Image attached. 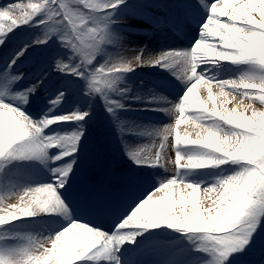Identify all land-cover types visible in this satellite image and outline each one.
<instances>
[{
	"label": "rangeland",
	"instance_id": "374dc122",
	"mask_svg": "<svg viewBox=\"0 0 264 264\" xmlns=\"http://www.w3.org/2000/svg\"><path fill=\"white\" fill-rule=\"evenodd\" d=\"M168 1L122 0L115 8L103 9L105 3H114L115 0H31L30 14H39L28 24L7 33V38L0 45L2 49L5 43H11L17 38L20 41L14 48L16 51L24 45H32L22 63L21 72L7 75L0 80V103L17 107L33 121L37 120L36 114L39 119L48 118L39 114L38 109L41 104L49 103L47 108L51 105L55 108L54 119L68 124L75 122V131L49 135L54 148L61 147L64 153H77L75 161L71 164L73 168L68 172L72 177L71 183H79L77 187H85L88 191L90 188L84 180L91 178L89 173L103 174V167L100 169L99 165L103 160L112 162L108 163L110 170L119 171L124 168L121 174L127 175L128 179L136 172L137 176L132 180L133 186H145L134 201L131 212L160 183V195L164 200L171 202V208L167 212L154 207L140 209L122 226L125 230H120L118 226L130 215V211L115 222L109 231L94 221L85 223L82 226L86 228L89 226L106 234L119 232V235L110 240H94L91 236L87 237L89 242L91 239V248L96 249L101 259L76 262L78 258H82L79 256L82 249L79 248L78 242L85 236L76 233L78 231L73 232L70 236L74 242L70 244L66 240L60 249L63 253L71 247V256L56 257L53 252L51 256L56 257V264H117V259L124 254L128 255L132 264H157L163 259L165 262L167 259L170 264H217L220 260V264H264V215L259 219L252 216L248 223L243 225L246 231H250L251 226L258 220L253 234L255 242L250 248L244 253H230L236 246L233 241L240 239L239 236L233 235L238 232L240 217L233 218L236 203L234 198L224 197L223 188L216 185L218 180L234 176L246 167L257 174L252 177V188L247 195L260 201L259 195L254 193H259L262 186L258 161L264 156V136L260 135L261 131H264V86L241 81L240 78L264 76V68L252 63L245 65L233 61L253 58L256 62L264 63V16L259 8L260 4H264V0H235L225 8L227 18L223 17L221 22L225 21L226 27L231 28V31L225 43L228 50L223 52L222 56L230 55L234 81L241 86L242 94L238 98L242 101V108L227 126L216 129L222 139L220 145L215 148V153L210 156L197 153L196 159L191 157V164V149L183 144L173 145L164 137H137L139 131L131 128L132 115L124 113L126 106L132 105L131 102L138 100L139 95H142L143 86L134 73L141 64V53L149 40L147 31L152 29L151 22L160 18L156 16L161 10L158 5ZM0 2H3L0 3L2 8L10 3H27L29 0ZM164 15L162 14V17ZM104 36L105 39L101 40ZM38 39L41 43L46 40V43L36 44ZM79 55L84 58V64L88 60H91V63L87 68L82 64L84 73L74 75L70 72L75 70L69 68L65 62L72 57V65H78L81 63ZM137 56L140 57V62L136 61ZM57 61L61 70L68 71L67 73L56 71ZM127 61L133 65L129 71H118L114 67ZM104 66V69L95 72ZM33 67H36L33 75H27L24 80L17 79L28 68ZM51 74H58L54 78L56 83L59 85L58 82H62L65 85L61 89L62 97L56 98L60 92H52L50 85L46 87L47 78ZM65 100L68 104H65ZM2 107L0 105V109ZM76 113L87 115L82 121L57 119ZM89 113L91 116L87 117ZM178 120H181V115H174L169 124ZM3 132L5 128L0 129V152L5 151L6 136ZM49 132L52 131L43 129L44 137L39 139L32 149H43V140L48 138ZM236 133L242 135H233ZM73 136L79 137L74 146ZM245 137L249 139L245 141ZM242 142L248 147L241 148ZM140 149L143 150L138 157L141 161H138L132 154ZM44 152L46 154L47 151ZM232 153L237 155L234 157ZM38 159L40 158H20L15 155L0 158V223L4 224L0 225V264H24L30 256L38 257L46 248L55 249L54 237L71 223H80L74 217L66 222L52 218L51 208L40 211L46 197L29 202V210L36 209L38 214L22 217L21 210L28 206L20 204L19 197L31 187L40 184L38 180L24 175V171ZM193 166L201 168L194 169ZM86 171L89 172L88 175L83 174ZM193 171L197 173L196 176L186 180L185 175H191ZM104 178L101 182H104ZM164 182L170 185L168 189H165ZM186 183L194 186L193 194H187L180 199H174L173 194L171 197L164 196L165 190L172 192L173 185ZM199 186L205 187L206 190L212 189V194L204 198ZM91 200L93 203L97 202V198L91 197ZM261 204L262 202L257 203L254 210ZM12 212L21 217L6 223L5 214ZM149 223L156 227L148 228ZM127 236H132V239L124 241ZM230 236L231 241L228 240ZM109 244L115 250L116 259H112L113 253H109L107 258L103 257ZM172 249L177 250L165 256ZM225 254H229V257L222 260ZM49 264H52L51 257Z\"/></svg>",
	"mask_w": 264,
	"mask_h": 264
},
{
	"label": "bare ground",
	"instance_id": "6f19581e",
	"mask_svg": "<svg viewBox=\"0 0 264 264\" xmlns=\"http://www.w3.org/2000/svg\"><path fill=\"white\" fill-rule=\"evenodd\" d=\"M170 1L172 4L174 1V4H176L178 8L180 7L178 9L180 13H178L174 7H171L169 3H162L158 5L161 7V11L156 13V16L159 18L162 16V13H164L166 19L168 18L169 20L175 13L181 16L182 6H189L192 14L196 16V25L192 31L191 37L187 40L189 43L187 46H184L183 39L185 36L181 38H172L170 36L169 31H166V25L171 22L167 20L164 21L163 18L153 21L152 29L147 31L149 40L146 42V46L141 53V64L138 67L139 69L134 73L136 77H139L138 80L141 81V85L143 86L142 95H139L138 100L131 102L132 105L129 107L126 106L127 109L124 110V113L132 115L130 117L132 118L131 128L139 131L137 137L146 138L152 135L159 138L163 137L161 133L166 132V140L173 145L183 144L187 146L188 149H191L190 157L196 159L197 153H202L203 156H210L212 153H215V148L217 145H220L219 142L222 139L221 135L216 132V129L227 126L228 122L234 119L233 116L241 111L242 101L239 100L238 96H240L242 92L240 90V84L234 81L233 72L229 70L225 61L226 59H230V55L222 56V53L228 50L225 43L227 42L228 35H230L231 28L226 27L225 21L221 22L223 17H220L218 11L212 13V16H210L209 21L205 25V30L212 28L219 35L217 36L213 35L211 32H207L208 39L199 41L201 39L203 25L209 16L210 4L216 2V0H207L203 2L202 0H193L192 2H189L190 0ZM234 1L235 0H223L224 13L226 6ZM259 6L262 16H264V4H260ZM213 7L215 8V6ZM224 17L227 18L226 14ZM190 33L191 32H189V35ZM5 35L7 37V34ZM196 42L203 43L205 48L193 49L194 55L191 57V64L188 66L187 72V76L193 78L192 81L181 78V76L183 77V68L181 64H176L168 68L163 66V62L161 64L147 62L152 58L159 57L162 53L190 51ZM9 44L10 43H5L3 50L9 46ZM208 52H211L212 55L209 56ZM20 61H22V59ZM204 66L208 67L209 71L215 72L219 78H224V80L220 81L219 84L214 82L212 75L208 77L205 75L208 70H206L205 73L200 72ZM197 68L198 72L196 71ZM154 72H161L160 76L155 75ZM54 75L55 74H51L47 80L51 86L52 92H60V94L58 93L59 96L56 97L59 98L62 97L61 89L65 85H63L62 82H58L60 83L58 85L54 79L57 75ZM190 86L193 88V98L182 100L187 88ZM56 93L54 94L56 95ZM198 99L202 100V103H197L196 101ZM178 104L182 105V108H177ZM54 110L55 108L52 106H50V108L46 107L42 115L48 118L52 117L54 116ZM0 114V129H4L2 112H0ZM174 115H181V120L175 123L170 122L169 124V121ZM36 119V121H41L45 118L39 119V117L36 116ZM193 128L196 129L195 132L191 131ZM191 141L197 142L193 143ZM62 151L63 148L57 147L54 148V152L49 154L46 153L44 158H40L37 162L29 165L28 169L24 171V175L40 182V184L31 187L30 190L46 185H51L56 189L57 196L61 199L67 214H65L64 211H53L51 217L66 222L70 219V213L73 212V208L77 205V201L75 205L72 201L68 200L67 202L65 195L67 194L68 188L71 186L69 182V173L64 183L61 185L60 179L62 177L59 172L68 164H73L76 158H71L73 154L70 152L64 153ZM67 154L69 155L65 156ZM58 156L60 159H56ZM192 168L198 169L201 167L193 166ZM196 174L197 173L194 171L191 175L186 174L185 179L191 180ZM203 174H205L204 170ZM51 178H53V180H51ZM57 184L60 191L57 188ZM197 184H199V181H197ZM173 190L174 187L171 188L173 198L180 199L175 193V190ZM188 194H193V191ZM43 197H46V195ZM124 200L125 199H123V201ZM112 227L113 224L108 226V228H106L107 231L112 229ZM73 232L81 233L82 236H91L94 240L95 238L100 240L109 239L106 235H101L100 232L82 225H78L74 228ZM92 243L94 242L92 241Z\"/></svg>",
	"mask_w": 264,
	"mask_h": 264
},
{
	"label": "snow or ice",
	"instance_id": "6c2138e0",
	"mask_svg": "<svg viewBox=\"0 0 264 264\" xmlns=\"http://www.w3.org/2000/svg\"><path fill=\"white\" fill-rule=\"evenodd\" d=\"M203 2V0H202ZM105 3V2H104ZM120 3H122V0H115L114 3H105L106 6L103 9H110L117 7ZM30 4L31 0L27 3H10L2 8H0V37L3 39H0V44L4 43V40L7 38L5 34L10 33L14 31L17 27L28 24L30 21L33 20L34 17H36L39 13L32 12L30 14ZM215 6V8L213 7ZM214 11H218L220 14V17H224L225 13L223 11V0H216V2L210 4V12L207 21L204 23L202 28V35L201 39L199 41H203L208 39L207 32H211L213 35H219L216 33L212 28H208L205 30V25L209 21L210 16H212V13ZM104 16V15H103ZM105 19H108L107 16H104ZM105 31V29H104ZM106 36V31H105ZM104 37H101L100 39H105ZM36 44H43L46 43V40L41 43L40 39L35 41ZM32 45L27 44L22 46L21 48L17 49V51L13 54V56L10 58V63L15 64L19 60L23 59L27 52L31 49ZM205 48V45L203 43L196 42L194 47L190 51H172L167 53H162L157 58H152L148 63H154V64H161L163 62L164 67L171 68L175 66L176 64H181L183 68V77L187 81H192L193 78L190 76H187L188 72V66L191 64V57L194 55L193 49H200ZM208 55L211 56L212 53L208 52ZM80 56V55H79ZM81 57V63L78 65H72V57L69 58L65 64L69 67L74 69L75 71H71L70 73L74 75H81L84 73V67L87 68V66L91 63V60H88L86 64H84V58ZM137 62H140V57L137 56L136 58ZM70 61V63H69ZM234 63H252L255 65H259L260 67L264 68V63L254 62L245 60L244 58H241L240 60H234ZM82 64H84V67H82ZM114 67L118 71H129L133 67L132 63L130 61L127 62H120ZM104 67H101L97 69L95 72H99L100 70L104 69ZM55 69L59 72H68V71H62L59 61L55 62ZM198 68L196 69V71ZM198 72V71H197ZM19 79V77H17ZM241 81L246 82H254L258 83L261 86H264V76H261L259 78L251 77V76H245L240 78ZM187 96H183L182 100H188L192 99L193 94V88L190 86L186 90ZM21 98H24V95H21ZM197 103H202V100H197ZM2 105V109H0V112H2V118L4 121V128H5V151L0 152V158L5 157L6 155H15L20 158H29V157H37V158H44L45 152L44 150L38 149L34 150L32 149V146L36 144V142L39 139H42L44 136L42 135V130L49 125L54 124V121L49 118H45L42 121H33L30 119L23 111L18 110L17 107L9 106L7 103H0ZM177 108H182V105L178 104ZM87 113H76L72 115H64L57 119L62 121H82L86 117ZM236 136H241V133H236ZM161 135L164 137V139H167V133H161ZM74 140L72 141V145H75L76 140L79 138L78 136H73ZM143 149L137 150L136 153L132 154L134 159H137L138 161H141L138 159L139 153ZM69 154L65 155L68 156ZM56 159H60V157H56ZM72 167L71 164H68L64 169L60 170L59 174L61 175L60 184L62 185L64 183L65 178L67 177V174ZM242 169H247L242 168ZM241 169V170H242ZM240 170V171H241ZM226 178L220 179L217 181L216 185L217 187L220 186V182L222 180H225ZM173 181L175 179L173 178ZM165 189H168L170 185L168 182H164ZM175 193L179 197H183L190 193L192 191V187L190 183H186L183 185H173ZM200 191L202 190L204 193V198L207 196H210L212 194V189H205L199 186ZM161 190V183L154 191H151L149 194H147L146 198L143 199L141 203H139V206L135 208L134 211L131 212V214L123 220L122 223L119 224L120 230H125L122 226L127 222L129 218H131L137 211L140 209L146 208V207H154L157 210H163L165 212L168 211V209L171 208V202L170 200H164L163 197L160 195ZM46 195V199L43 201V207L40 209V211H44L46 208H51L53 211H64L66 213V209L61 201V199L57 196L56 189L51 185H46L42 187H38L29 191H25L20 197L19 201L20 204L27 205L28 207L23 208L22 211V217H31L36 215V212L30 211V201H38L41 199V197ZM172 192L165 190L164 196L171 197ZM27 198V199H26ZM203 198V199H204ZM201 200V206L202 201ZM20 204L17 205V208L20 207ZM264 215V201H262V204L259 208L255 209L253 213H251L248 216H245L244 214L239 215L240 219L238 220V232L233 234L240 237L238 241H233V243L236 245L234 246L230 253H244L250 248L251 244L254 243V232L256 231L257 222L251 226L250 231H246L243 225L248 223V219L252 216L259 217ZM21 216H17L15 212L12 213H6L5 214V222L8 223L9 221H15L19 219ZM164 223L163 221L161 222ZM0 225H4L3 223H0ZM78 225H85L83 223H71L69 227H67L65 230L61 231L59 234H57L54 237L53 244L55 245V249L52 247L46 248L43 252L39 254L38 257H29L25 260L24 264H49V259L51 257L52 264H56V257H59L61 255L65 257H70L72 254L73 249L70 247L67 249L66 252L61 253L60 249L63 248L65 241L67 240L68 243H73L70 234L73 233L74 228H76ZM156 227L154 224L149 223L148 228ZM174 227V226H173ZM89 229H93L92 227L87 226ZM101 235H106L109 239H111L114 236H118L119 232L114 234H106L103 231H99ZM132 236H127L124 238L125 240H131ZM229 241L232 240V236L228 238ZM123 243V242H122ZM120 243V245L122 244ZM78 246L80 249H82L79 252V256L82 258H78L76 262H82L85 259L88 260H99L101 259V256L96 253V249L91 248V243L88 241L87 236L83 237L79 242ZM91 249V250H89ZM114 251L112 248V245L109 244L106 249L104 250V256L107 258L109 253H113L112 259H116L114 255ZM207 251V250H206ZM55 252L56 257H52L51 254ZM229 257V254H225L226 259ZM220 261H217V264H220Z\"/></svg>",
	"mask_w": 264,
	"mask_h": 264
},
{
	"label": "clouds",
	"instance_id": "9594fccd",
	"mask_svg": "<svg viewBox=\"0 0 264 264\" xmlns=\"http://www.w3.org/2000/svg\"><path fill=\"white\" fill-rule=\"evenodd\" d=\"M185 96H187V93H185ZM191 131L195 132L196 129L193 128ZM237 135V134H233ZM261 136H264V131H261ZM245 141H247L249 138L245 137ZM193 143H196L197 141H191ZM248 145L244 142L241 143V148H247ZM243 155V153H240ZM234 157L237 155V153H232ZM249 159H252V157H248ZM192 163V158H189V164ZM258 167L261 169L260 179L262 182L261 189L259 190L258 194L260 197V201L253 200L251 196L247 195L249 191H251L252 188V177L256 176L257 174L255 172H252L249 169H242L240 172L235 174L234 176L228 177L225 180H222L220 182V186L223 188L222 195L224 197L232 196L234 200L236 201L234 207L235 211L233 213V218L238 217L241 214H244L245 216L250 215L254 212V206L264 201V156L260 157V160L258 161ZM216 186L214 185L213 188ZM32 211L37 213L36 209H33Z\"/></svg>",
	"mask_w": 264,
	"mask_h": 264
}]
</instances>
